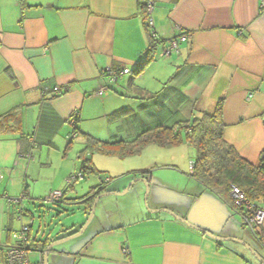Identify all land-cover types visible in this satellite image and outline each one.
Segmentation results:
<instances>
[{"label":"crops","instance_id":"1","mask_svg":"<svg viewBox=\"0 0 264 264\" xmlns=\"http://www.w3.org/2000/svg\"><path fill=\"white\" fill-rule=\"evenodd\" d=\"M263 1L153 0L151 17L163 45L189 35L178 43L179 53L157 58L137 76L150 48L142 0H0V264L16 243L13 235L34 224L28 205L66 191L68 177L79 174L88 155L92 159L95 152H84L87 137L99 143L136 138L141 124L133 117L141 100L162 92L181 67L184 74L174 85L197 100L200 112L212 113L223 101L225 138L258 164L264 150ZM109 68L131 73L112 83ZM63 87L70 91L52 96ZM118 112L126 115L117 118ZM249 129L246 141H236V134ZM79 145L84 149L71 160ZM42 157L48 167L62 159L52 179L39 173L47 166ZM144 171L149 170L135 176ZM151 176L150 171V183ZM193 181L187 190L174 189L177 197L171 200L164 197L171 190L161 194L154 188L152 210H170L222 241L165 212L130 210L74 251L55 247L49 264H264V235L256 239L230 203ZM99 184L94 181L85 195ZM125 186H106L105 193ZM24 193L21 202H13ZM179 193L187 198L180 200ZM33 248L37 262L43 260L44 245L37 241Z\"/></svg>","mask_w":264,"mask_h":264},{"label":"trees","instance_id":"2","mask_svg":"<svg viewBox=\"0 0 264 264\" xmlns=\"http://www.w3.org/2000/svg\"><path fill=\"white\" fill-rule=\"evenodd\" d=\"M149 1L142 0L141 9L146 30L150 36V48L145 61L134 72L137 76L141 75L152 61L162 58L159 53L164 42L160 39L151 38L149 30V20L151 18L147 12ZM179 69L172 79L165 84L162 92L141 100V102H145L134 112L136 116L133 117V119L138 118L141 124V131L136 138L130 141L99 143L94 141L93 138L87 137L88 145H86L84 152H95L105 156L125 159L140 154L149 145L174 148L186 141L195 147L197 151V158L193 163L190 174L192 179L218 195L222 200L230 203L232 207L230 197L232 186L241 189L250 202L264 207V150L256 165L244 158L238 149L225 139L227 124L224 120L223 101H220L212 113L197 110V100L191 101L186 98L182 90L178 89L173 83L184 74L183 67ZM57 89L59 91L56 96L52 95L53 97L67 94L70 91L69 87ZM172 94L174 95L172 96ZM120 115H126V113H116L117 118ZM260 118L264 122V112L260 115ZM75 127L77 130V125ZM79 174L82 179L70 185L67 184L69 188L77 182H82L89 174L101 175L93 164L90 155L82 161ZM142 177L150 180V171L142 172ZM107 184L106 179L81 198L86 215H90L95 199L105 193ZM63 192L64 198L60 202L66 200V191ZM23 195L26 196L27 194L24 193ZM58 203L56 204L58 205ZM30 228L32 227H28V236L30 235ZM39 241L44 243L43 250H46L53 242H50L48 238L45 239V242ZM9 247L6 249L8 250ZM27 247L31 252L29 243ZM37 264H43V260L37 262Z\"/></svg>","mask_w":264,"mask_h":264},{"label":"rangeland","instance_id":"3","mask_svg":"<svg viewBox=\"0 0 264 264\" xmlns=\"http://www.w3.org/2000/svg\"><path fill=\"white\" fill-rule=\"evenodd\" d=\"M248 113H250V111L245 110V115ZM115 130L116 133L119 132V127ZM242 134L240 135L241 137H239L238 134L235 135L237 137L236 141H246L247 137L251 134V129L244 130ZM225 139L229 141L228 136ZM74 147L76 148V145ZM83 149L84 146L79 145L78 150L72 151L71 160H75L78 156L77 152ZM196 158L197 151L195 147L191 146L186 141L174 148H161L156 145H149L140 154L125 159L106 157L95 153L92 156L93 164L101 175L89 174L86 177V181L78 182L74 185H77V188L75 187L76 189L68 188L66 190V200L63 204H46L45 201H39L35 203V207L31 204L28 205L29 211L34 217V224L31 228L32 238L30 245L32 248L30 249V260L37 264L38 258L36 257L37 255L39 256V254H36L33 248V245L37 241L41 240L45 242L46 238H48L50 242L62 241L78 233L83 228L89 216H87L84 211L85 206L81 203V198L87 193L89 187L94 184V181L97 180L101 183L109 179L110 183H108L109 185L107 186H109L110 189L126 185L121 191V193H123L132 182L140 178L138 175L135 176L138 172L149 170L152 173L148 193L145 183L136 182L132 185L130 190L122 196L111 195L103 197L101 199L103 202L99 201L97 205L93 221L84 233L77 238L62 243L58 246L59 249L74 251L83 245V243L90 240V238L99 231L100 227L110 224L114 220H122V217L127 214V211L141 210L146 213L150 212L153 209L151 192L154 188H157L161 194L164 189H169L171 191L167 194L168 196L166 195L164 197L169 200H171L172 197L176 198L177 194L174 189L181 192V190H187L188 186L195 184L190 174L191 164L195 162ZM35 159L38 163L40 161V155H36ZM52 160L53 166L48 167L49 163L46 157L41 158V163L47 165L39 172L43 178L52 179L61 168V164H63L61 161L62 159H57L58 161H56V158H54ZM71 163L72 161H69V164ZM81 187H85V192H82ZM154 192L155 191H153V194ZM182 195L183 194L180 193L178 194L180 200L181 197L184 199L187 198V196ZM192 203L193 201L189 204L192 206Z\"/></svg>","mask_w":264,"mask_h":264},{"label":"built area","instance_id":"4","mask_svg":"<svg viewBox=\"0 0 264 264\" xmlns=\"http://www.w3.org/2000/svg\"><path fill=\"white\" fill-rule=\"evenodd\" d=\"M264 6V1L263 4ZM154 11V2L150 0L147 5L148 14L152 15ZM149 30L151 34V38L159 39L157 33L154 30V21L152 17L149 20ZM187 35L182 34L178 40L173 41L170 45H162L160 48V57L166 58L172 56L173 53H179L178 43L185 42L187 40ZM129 69H124L121 72L109 68L106 70V74L109 77L110 82L114 83L118 81L121 76L130 74ZM44 91H48L46 88ZM59 90L54 89L51 94L56 96ZM99 94H103L101 91ZM193 169V163L191 164V170ZM82 177L80 174L77 176H71L66 180V184L70 185L77 180H81ZM3 180V175L0 172V182ZM25 197V195L21 196L19 199L13 200L16 203L21 202V200ZM230 197L232 200V204L234 210L240 214L243 219L244 227L247 228L259 241L262 239L264 235V207L252 203L248 200L246 194L236 186H232L230 190ZM64 198V192L61 190L51 192L48 197L45 199L46 204H56L60 202ZM28 227L22 226L19 231H17L13 237L16 243L10 246L6 252V261L5 264H34L30 261L29 258V236H28Z\"/></svg>","mask_w":264,"mask_h":264},{"label":"water","instance_id":"5","mask_svg":"<svg viewBox=\"0 0 264 264\" xmlns=\"http://www.w3.org/2000/svg\"><path fill=\"white\" fill-rule=\"evenodd\" d=\"M136 182H143V183H145L146 184V186H147V193H148V189H149V182H148V180L146 179V178H143V177H140L139 179H136L134 182H132L128 187H127V189L123 192V193H121V192H119V193H117V192H106V193H103V194H101L100 196H98L96 199H95V201H94V204H93V207H92V210H91V213H90V215H89V217H88V221L86 222V224L83 226V228L78 232V233H76V234H74V235H72V236H70V237H68V238H66V239H63L62 241H57V242H53V243H51L47 248H46V250L45 251H43V264H49V254H50V252L55 248V247H57V246H59V245H61L62 243H64V242H66V241H70V240H72V239H74V238H77V237H79V236H81L83 233H84V231L87 229V227L90 225V223L93 221V219H94V216H95V214H96V208H97V205H98V202L103 198V197H107V196H111V195H113V196H122V195H124V194H126L129 190H130V188L132 187V185L133 184H135ZM65 201H62V202H60V204H63ZM59 204V203H58ZM150 212H152V213H162V212H165V213H167V214H169V215H171L172 217H174V218H176L177 220H179V221H181V222H183L184 224H187L188 226H190V227H192V228H194V229H196V230H199V228H197L196 226H194V225H192V224H190L188 221H186L185 219H183V218H181L180 216H178V215H176L175 213H173V212H171L170 210H166V209H162V210H156V211H154V210H151ZM199 231H202V230H199ZM202 232H204L205 234H207L208 236H210L211 238H213L214 240H217V241H222L223 239L222 238H219V237H217V236H214V235H212V234H210V233H208V232H205V231H202ZM239 243H241L242 245H244L254 256H256L257 258H258V255H257V253L256 252H254V250L252 249V248H250L249 246H247L246 244H245V242H243V241H240V240H237ZM42 244H44V243H42Z\"/></svg>","mask_w":264,"mask_h":264}]
</instances>
